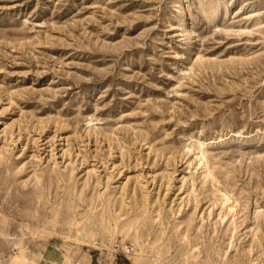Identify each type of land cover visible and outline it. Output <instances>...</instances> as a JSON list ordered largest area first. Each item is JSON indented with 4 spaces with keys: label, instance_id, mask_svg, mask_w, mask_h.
Here are the masks:
<instances>
[{
    "label": "rangeland",
    "instance_id": "obj_1",
    "mask_svg": "<svg viewBox=\"0 0 264 264\" xmlns=\"http://www.w3.org/2000/svg\"><path fill=\"white\" fill-rule=\"evenodd\" d=\"M264 264V0H0V264Z\"/></svg>",
    "mask_w": 264,
    "mask_h": 264
},
{
    "label": "bare ground",
    "instance_id": "obj_2",
    "mask_svg": "<svg viewBox=\"0 0 264 264\" xmlns=\"http://www.w3.org/2000/svg\"><path fill=\"white\" fill-rule=\"evenodd\" d=\"M13 264H15V263H13Z\"/></svg>",
    "mask_w": 264,
    "mask_h": 264
}]
</instances>
